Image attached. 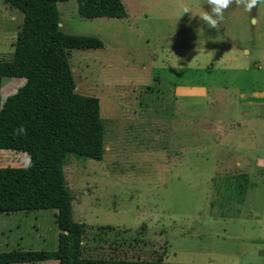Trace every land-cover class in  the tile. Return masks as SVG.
Wrapping results in <instances>:
<instances>
[{"label":"rangeland","instance_id":"1","mask_svg":"<svg viewBox=\"0 0 264 264\" xmlns=\"http://www.w3.org/2000/svg\"><path fill=\"white\" fill-rule=\"evenodd\" d=\"M123 3V18L57 3L64 33L103 42L69 52L76 91L99 99L105 128L102 160L64 164L84 256L264 264V3L231 5L219 31L184 13L210 11L207 0ZM21 23L0 0V60ZM23 82L4 78L2 98ZM27 161L0 149V166ZM56 213L0 212V251L55 250Z\"/></svg>","mask_w":264,"mask_h":264},{"label":"trees","instance_id":"2","mask_svg":"<svg viewBox=\"0 0 264 264\" xmlns=\"http://www.w3.org/2000/svg\"><path fill=\"white\" fill-rule=\"evenodd\" d=\"M22 13L13 55L0 60V149L25 152L22 166H0V212L56 209L55 250L0 251V264H162L161 259L88 257L82 243L84 222L72 214V194L64 172L66 156L102 160L105 128L99 99L76 91L69 62L71 49H99L103 42L89 35L61 30L57 3L66 0H3ZM86 18H123L122 0H76ZM23 78L15 92L2 98V80ZM23 125L26 134L13 135ZM243 192L244 186L240 185Z\"/></svg>","mask_w":264,"mask_h":264},{"label":"clouds","instance_id":"3","mask_svg":"<svg viewBox=\"0 0 264 264\" xmlns=\"http://www.w3.org/2000/svg\"><path fill=\"white\" fill-rule=\"evenodd\" d=\"M264 3V0H207V4L210 11L193 12L190 8L185 7L184 13L191 11V18H198L203 24L209 29H215L219 31L220 23L224 19L225 11L230 8L231 5L235 4L237 7H243V9L251 13L254 8ZM256 18L253 17V20ZM26 134V129L23 125L14 129L13 135L21 136Z\"/></svg>","mask_w":264,"mask_h":264},{"label":"crops","instance_id":"4","mask_svg":"<svg viewBox=\"0 0 264 264\" xmlns=\"http://www.w3.org/2000/svg\"><path fill=\"white\" fill-rule=\"evenodd\" d=\"M123 2H124V0H122ZM253 21H255V20H253ZM56 261V260H55Z\"/></svg>","mask_w":264,"mask_h":264}]
</instances>
